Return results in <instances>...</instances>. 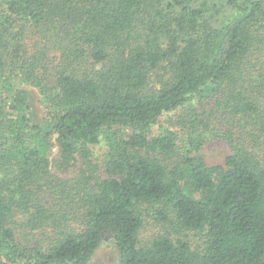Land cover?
<instances>
[{
	"label": "trees",
	"instance_id": "obj_1",
	"mask_svg": "<svg viewBox=\"0 0 264 264\" xmlns=\"http://www.w3.org/2000/svg\"><path fill=\"white\" fill-rule=\"evenodd\" d=\"M106 233L118 264H264V0H0V264Z\"/></svg>",
	"mask_w": 264,
	"mask_h": 264
},
{
	"label": "rangeland",
	"instance_id": "obj_2",
	"mask_svg": "<svg viewBox=\"0 0 264 264\" xmlns=\"http://www.w3.org/2000/svg\"><path fill=\"white\" fill-rule=\"evenodd\" d=\"M25 86V85H22ZM26 87V86H25ZM31 91L32 98L29 101V105L31 107V114L41 119L44 107L41 103L40 96L36 90L31 87H28ZM160 124H163L164 127L179 130L176 126H174L173 122H168L167 117H165ZM160 125H156L153 128L154 133H158L160 131ZM181 131V130H179ZM94 155L92 159L94 162L103 161L105 157V152L107 150V144L103 139L100 144L93 145ZM57 148L54 147L52 150V158L54 159L57 156ZM229 153V147L224 141L213 140L210 143H207L201 150V155L205 159V161L209 164L223 163L226 155ZM119 262V253L118 248L116 246L115 240L111 233H106L103 237L102 243L94 252L89 264H118Z\"/></svg>",
	"mask_w": 264,
	"mask_h": 264
}]
</instances>
